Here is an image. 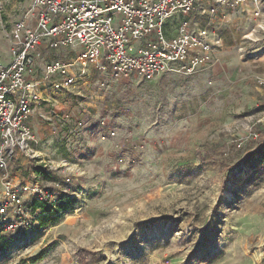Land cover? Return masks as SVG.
I'll return each mask as SVG.
<instances>
[{
    "label": "rangeland",
    "instance_id": "374dc122",
    "mask_svg": "<svg viewBox=\"0 0 264 264\" xmlns=\"http://www.w3.org/2000/svg\"><path fill=\"white\" fill-rule=\"evenodd\" d=\"M241 8L198 18L220 39L205 70L117 83L89 67L88 84L53 97L67 124L53 129L51 106H38V157L20 156L10 184L38 182L77 205L42 225L24 196L28 224L2 231L0 220V264H264V74L253 66L264 23ZM19 13L1 15L0 62Z\"/></svg>",
    "mask_w": 264,
    "mask_h": 264
},
{
    "label": "built area",
    "instance_id": "2783aa9c",
    "mask_svg": "<svg viewBox=\"0 0 264 264\" xmlns=\"http://www.w3.org/2000/svg\"><path fill=\"white\" fill-rule=\"evenodd\" d=\"M7 0H0V20ZM18 19L9 29L10 60L0 64V199L1 230L27 225L23 197L53 202L38 182L11 186L9 175L20 156L36 159L35 134L28 122L38 105H50L52 128L69 116L56 110L54 96L88 84L91 70L120 83L136 73L155 80L166 72L193 74L207 69L212 51L210 31L198 18L216 6H253L264 23V0H16ZM210 4V6H206ZM173 23L171 24V21ZM261 26V25H259ZM176 29L170 36V29ZM262 28V27H260ZM77 52L74 60L47 59L46 50ZM40 63V65H39ZM97 84L104 86L98 78ZM264 102V79H259ZM50 93H44L46 89ZM264 107V105H263ZM100 124L104 125L101 121ZM78 121L76 126H80ZM111 136L113 131L109 132ZM251 136L256 137V134ZM243 139L236 140L237 147ZM65 162V160L63 161ZM68 181V179H66ZM52 198L53 200L49 199Z\"/></svg>",
    "mask_w": 264,
    "mask_h": 264
},
{
    "label": "trees",
    "instance_id": "16d2710c",
    "mask_svg": "<svg viewBox=\"0 0 264 264\" xmlns=\"http://www.w3.org/2000/svg\"><path fill=\"white\" fill-rule=\"evenodd\" d=\"M38 169V168H36ZM77 201L73 196L68 195L66 192L59 193L58 197L53 202L48 200L32 198L30 200L29 208L32 213L40 210L42 215L39 217V222L45 225L48 221L57 223L64 213L71 212L75 209ZM3 237H0V249H3Z\"/></svg>",
    "mask_w": 264,
    "mask_h": 264
},
{
    "label": "crops",
    "instance_id": "0c3cea01",
    "mask_svg": "<svg viewBox=\"0 0 264 264\" xmlns=\"http://www.w3.org/2000/svg\"><path fill=\"white\" fill-rule=\"evenodd\" d=\"M7 3H6V11H5V13H7V12H14L15 13V11H19V4L16 2V0H7L6 1ZM249 6H251L252 8H251V10L250 11H252V9H253V6L251 5V4H249V5H247V6H245V5H241L240 7H242L241 8V10L243 11V12H249V10H248V8H249ZM251 13V12H250ZM16 16V15H15ZM18 16L19 15H17V17L13 20V21H15V20H17L18 19ZM259 20V19H258ZM7 40H9V45H8V48L10 49V45H11V43H10V39H7ZM9 49H8V56H7V58L6 59H3L1 62H0V64L1 65H6V64H8V62H9V60H10V55H9ZM68 50H70V49H68ZM67 49L66 50H62V51H53V50H46L44 53H43V55H44V57L45 58H47V59H51V57L52 58H57V56L58 57H64L65 58V54L64 53H66L67 51H68ZM72 51V50H71ZM56 52V53H55ZM68 53V52H67ZM58 54V55H57ZM69 56L68 57H66V59H70L73 55L72 54H68ZM254 64H253V66H254V69H255V73L256 74H264V56H263V54H260V53H258V55H256L255 56V59H254ZM39 65H40V63H39ZM44 93H50V89H46L45 91H44ZM261 94V93H260ZM38 106H40V105H38ZM38 106H37V108L35 109V111H37L38 113H40L41 111H39L40 110V108H38ZM33 115V114H32ZM32 115H31V117L28 119V122L31 124V122H30V119L32 118Z\"/></svg>",
    "mask_w": 264,
    "mask_h": 264
}]
</instances>
